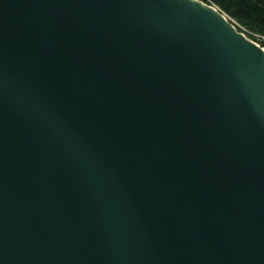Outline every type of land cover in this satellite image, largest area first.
<instances>
[{
    "label": "water",
    "instance_id": "1",
    "mask_svg": "<svg viewBox=\"0 0 264 264\" xmlns=\"http://www.w3.org/2000/svg\"><path fill=\"white\" fill-rule=\"evenodd\" d=\"M0 264H264V49L200 0H0Z\"/></svg>",
    "mask_w": 264,
    "mask_h": 264
},
{
    "label": "trees",
    "instance_id": "2",
    "mask_svg": "<svg viewBox=\"0 0 264 264\" xmlns=\"http://www.w3.org/2000/svg\"><path fill=\"white\" fill-rule=\"evenodd\" d=\"M238 23L247 35L264 47V0H203Z\"/></svg>",
    "mask_w": 264,
    "mask_h": 264
},
{
    "label": "rangeland",
    "instance_id": "3",
    "mask_svg": "<svg viewBox=\"0 0 264 264\" xmlns=\"http://www.w3.org/2000/svg\"><path fill=\"white\" fill-rule=\"evenodd\" d=\"M200 1H202V2H204V3H206V4H209V3H207V2H205V1H203V0H200ZM209 5H211V6H213L214 8H215V10H217L219 13H221L231 24H232V26L238 31V32H240L241 34H243L247 39H249L252 43H254V44H256L257 46H259L260 48H262V49H264V47L260 44V42L258 41V40H255V39H253V38H251V37H249L248 35H247V33L245 32V31H242L240 28H239V25H238V23L237 22H235L233 19H231L228 15H226L225 13H223V12H221L217 7H215L214 5H212V4H209Z\"/></svg>",
    "mask_w": 264,
    "mask_h": 264
},
{
    "label": "bare ground",
    "instance_id": "4",
    "mask_svg": "<svg viewBox=\"0 0 264 264\" xmlns=\"http://www.w3.org/2000/svg\"><path fill=\"white\" fill-rule=\"evenodd\" d=\"M213 7V6H212ZM214 8V7H213ZM215 9V8H214Z\"/></svg>",
    "mask_w": 264,
    "mask_h": 264
}]
</instances>
